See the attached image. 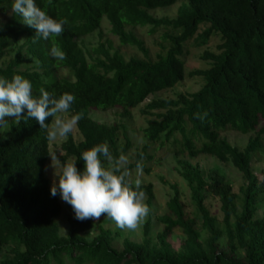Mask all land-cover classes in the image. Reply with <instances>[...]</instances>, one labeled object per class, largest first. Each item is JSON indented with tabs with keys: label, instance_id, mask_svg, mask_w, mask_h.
Returning <instances> with one entry per match:
<instances>
[{
	"label": "trees",
	"instance_id": "16d2710c",
	"mask_svg": "<svg viewBox=\"0 0 264 264\" xmlns=\"http://www.w3.org/2000/svg\"><path fill=\"white\" fill-rule=\"evenodd\" d=\"M181 1L177 17L150 13ZM12 4L13 0H0V78L10 81L22 75L32 83L34 97L40 88L57 98L70 93L76 99L68 113L82 114L77 125L81 140L68 134L61 144L62 163L71 159L83 172L82 153L98 144L107 142L116 157L132 148L124 124L97 122L90 116L92 109L120 108L127 119L151 96L197 77L203 84L196 92L153 98L146 104L144 135L164 144L180 134L182 140L175 141L183 148L181 155L190 160L210 156L231 164L245 184L236 193L221 167L207 171L178 159L177 172L191 190L193 210L186 211L182 194L171 185L174 192L167 212L157 217L162 230L156 236L150 218L142 241L125 237L120 251L114 241L122 233L99 227V234L89 241L84 234L94 228V218L80 221L74 211L69 231L62 236L57 221L63 211L61 198L59 193L51 195L45 170L50 145L46 132L35 119L26 118L25 110L0 133V264H264V170L261 180L256 168L264 165V0H36L52 18L68 21L62 35L49 40L36 38V29L12 11ZM104 17L113 34L145 58L127 60L111 43L101 42L91 51L82 47L80 39L101 30ZM136 27L180 33L165 34L170 45L152 60L134 33ZM215 38L216 50L205 48ZM190 41L205 48L199 58L208 61L207 68L187 71L183 55ZM53 43L65 52V60L50 56ZM25 55L34 65L25 68ZM63 69L73 78L59 77ZM204 113L202 122L197 114ZM51 121L50 117L46 123ZM228 130L250 135L243 149L222 135ZM148 148L147 143L127 165L130 172L138 161L149 171L143 163L152 159ZM140 190L151 215L155 186L144 183ZM211 197L220 201L222 219L207 206ZM178 230L183 240L176 249L171 238Z\"/></svg>",
	"mask_w": 264,
	"mask_h": 264
},
{
	"label": "rangeland",
	"instance_id": "374dc122",
	"mask_svg": "<svg viewBox=\"0 0 264 264\" xmlns=\"http://www.w3.org/2000/svg\"><path fill=\"white\" fill-rule=\"evenodd\" d=\"M184 2H178L173 6L166 8H159L151 11L150 13L155 17H177L179 15V10L182 7ZM133 29V28H132ZM134 33L143 40L145 48L149 51L150 57L152 60H156L158 55L164 53L166 48L169 47L170 41L166 39L165 34L176 35L180 33L179 31H169L166 32L164 30H156L155 32H151L149 27H136L133 29ZM100 32H102V39L100 38ZM105 43L109 45L110 43L113 45L115 50H118L122 53L127 60L131 57H139L145 58L144 53L136 47L128 46L123 44L119 37L113 34L111 31V26L106 17L103 18L101 30L96 31L95 33L86 36L80 39V44L87 50H93L99 43ZM219 43L218 39H213L211 43L205 48L216 50V46ZM205 48H197L195 47V42L190 41L185 45L183 59L186 63L187 71L205 69L208 66V61L202 60L199 58L200 54L203 52ZM15 53H11L13 56ZM26 65H34L33 60L25 55ZM61 78H73L72 73L63 69L58 74ZM203 81L200 78H187L183 83L178 84L175 88L170 89L168 91H164L158 93L157 95L151 96L150 99L146 100L142 105L132 110V115L130 118H122L121 117V109L113 108L109 110H98L92 109L90 116L100 123H105L109 125H113L115 123H122L127 127V134L132 142V148L129 150L126 155L130 163H134L136 160V154L142 150L145 144H149V148L147 150L148 154L152 156L151 160L147 158L143 159V163H145L146 168L149 171L143 170V175L139 176L141 180V184L152 183L155 186V200L153 202L152 214L146 216V218L142 221L140 226L136 230H128V229H120L117 227L116 223L106 217H101L99 220L94 219V228L90 231L86 232L84 235L89 240L92 241L99 234V227H104L106 229H111L116 233H122L124 236H119L114 241V247L118 250L123 249V240L125 237L129 238L134 242H141L144 237V225L147 223L150 218L152 234L156 236V234L162 230V226L158 224L157 217L165 214L167 212V202L169 198L173 194V190L171 185H176L180 193L182 194V201L186 206L187 212H192L193 206L191 201V190L188 187L187 183L181 178L178 174L177 169L179 168L178 159L190 160L187 155H181V150H183L180 143H177L182 140L180 134L175 135L169 142H165L164 144L159 142H150L144 135V128L147 127V121L149 117L143 113L145 106L149 103L153 98H176L178 93H193L200 89ZM66 117H70L69 113L64 114ZM7 121L6 124L0 126V133L4 130L8 129L12 121H17L14 117H5ZM75 136L76 140H81V136L78 132L77 127L72 132ZM224 137H226L229 142L243 149L250 137V135H243L239 132L235 131H225L222 133ZM65 141V139H58L50 145V152L56 153L58 159L63 155V151L61 148V144ZM125 143L124 139H121V146ZM199 146V145H198ZM193 164L200 165L204 170H210L215 166H219L227 173L229 179L231 180L234 191L236 193H240L241 187L244 186V178L242 174L231 164H223L219 162L217 159L212 158L210 156H200L197 159L190 160ZM46 174L50 181V185L52 187L53 180L58 178L54 176L55 169L51 167V157L49 156L47 166H46ZM258 170V175L260 179H263V174L260 170H264L263 164H258L256 166ZM57 173L60 172V165H56ZM130 176V180L135 181L137 179V172L133 170ZM147 204V198L144 201ZM63 211L60 217L57 219L60 228L61 235H67L69 231V221L72 217L73 209L71 205L62 201ZM207 206L211 210L212 214L217 216L219 219H222V212L220 210V201L216 198H209L207 201ZM261 215V214H259ZM152 216V217H150ZM183 240L182 233L178 230L171 238V243L176 249H179Z\"/></svg>",
	"mask_w": 264,
	"mask_h": 264
},
{
	"label": "clouds",
	"instance_id": "9594fccd",
	"mask_svg": "<svg viewBox=\"0 0 264 264\" xmlns=\"http://www.w3.org/2000/svg\"><path fill=\"white\" fill-rule=\"evenodd\" d=\"M12 11L23 18V22L36 29V38L49 40L59 37L64 32L66 19H54L46 11L37 6L36 0H13ZM50 56L58 61L66 59V54L53 43ZM32 83L22 75L16 74L9 81L0 78V126L7 123L5 117H14L19 120L25 110L27 117L35 119L42 130L46 132L49 145L58 139H66L72 133L82 118V114L66 117L75 96L64 93L58 98L46 91L39 89V96L34 97ZM51 123H46L48 118ZM207 113L197 114L203 120ZM51 167L55 169L51 195L59 193L62 201L71 205L75 218L84 221L87 219L99 220L106 214L120 229L136 230L148 215L150 209L144 202L146 194L140 190L143 175V165L136 164L137 179L134 184L127 165L128 157L121 153L114 156L107 142L98 144L82 153L84 170L77 168V162L69 159L62 163L56 153L49 152ZM60 165L57 173L56 165ZM47 170V168L45 169Z\"/></svg>",
	"mask_w": 264,
	"mask_h": 264
}]
</instances>
